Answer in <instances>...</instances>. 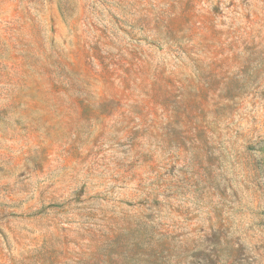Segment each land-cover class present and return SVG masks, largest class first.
Segmentation results:
<instances>
[{"label": "rangeland", "instance_id": "rangeland-1", "mask_svg": "<svg viewBox=\"0 0 264 264\" xmlns=\"http://www.w3.org/2000/svg\"><path fill=\"white\" fill-rule=\"evenodd\" d=\"M0 264H264V0H0Z\"/></svg>", "mask_w": 264, "mask_h": 264}]
</instances>
